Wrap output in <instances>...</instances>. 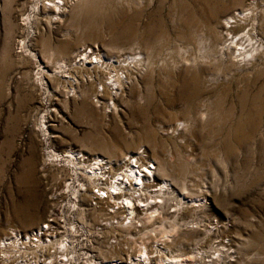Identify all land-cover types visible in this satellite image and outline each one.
Listing matches in <instances>:
<instances>
[{
	"label": "rangeland",
	"instance_id": "1",
	"mask_svg": "<svg viewBox=\"0 0 264 264\" xmlns=\"http://www.w3.org/2000/svg\"><path fill=\"white\" fill-rule=\"evenodd\" d=\"M206 1L83 0L71 18L53 21L47 15L39 22L43 14L35 8L38 15L22 26L34 0H0V241L12 229H39L56 206L54 193L83 181L61 157L45 168L48 152L66 156L71 149L107 158L105 145L115 155L112 162L143 152L140 164H152L155 182L167 180L173 190L157 194L161 210L142 228L114 225L115 239L109 228L97 229L109 217L105 202L98 210L86 211L89 203L69 209L65 205L74 197L68 195L60 213L68 227L77 220L87 234L69 227L73 247L80 244L78 264L90 259L131 264L129 257L138 255L140 243L149 249L155 243L167 247L166 258L174 255L181 264H264V0ZM76 3L69 4L68 13ZM238 3L244 9L254 6L259 50L252 63L236 67L212 47L200 21L214 5L219 14ZM22 40L26 47L21 50ZM87 45L108 61L141 60L121 80L116 95L87 99L89 78L77 75L75 84L65 80L75 70L60 63L70 65ZM91 74L83 73L98 78L97 84L110 76L109 71ZM43 116L50 135L40 131ZM159 163L166 165L165 174ZM29 190L34 206L20 223L13 203ZM149 191L147 197H153ZM113 215L117 220L124 216ZM113 215L108 221L117 222ZM121 257L125 260L118 263ZM143 259L137 257L135 264H146Z\"/></svg>",
	"mask_w": 264,
	"mask_h": 264
},
{
	"label": "bare ground",
	"instance_id": "2",
	"mask_svg": "<svg viewBox=\"0 0 264 264\" xmlns=\"http://www.w3.org/2000/svg\"><path fill=\"white\" fill-rule=\"evenodd\" d=\"M73 1H76L79 3H76L75 6H73V8L71 9L70 13H68L66 9L69 7V4ZM81 1L83 0H34L35 4L33 7L32 14H29L26 16L25 20H23L25 24L22 23V26L30 25L32 22L31 21L32 18L38 15V13L37 14L34 13L35 8L39 10L41 14H43L41 19H38L39 17L37 18L39 22H42V19L44 20V18H47V15H50L49 16L50 18L49 17L48 18L53 21L62 20V18H64V20H66L69 17L71 18L73 15L78 14L77 12L81 10V7H80ZM206 4L208 7L207 1L205 2L204 7ZM252 5L249 4L248 8L244 9V4L242 5L241 3H238L237 5L226 10L225 12L220 13L219 11V14L218 13L215 14V12L217 11H214V10L217 7V5H214V8H212L214 10H210L209 8V12H207L206 14H203V17L201 18L200 26L206 31L205 34L207 33L208 35L206 37H208L209 40L212 41L211 43L212 47H214V49L217 52H220L222 55L228 57V62L230 63L229 65L231 66L233 65V66L239 67L241 65H248L249 62L252 61V58L254 59V57H256L254 56V54H256V51L259 50L257 49V44L254 40V35H253V32H254L253 21L254 20H253L252 10H254L253 8L254 6ZM220 9L221 8H219V10ZM39 22H37V25ZM19 46L21 50L24 49L26 47L25 41L22 40L21 42H19ZM30 55L31 57L35 58L34 54H30ZM111 60L108 61L107 58L104 57V55H99V52L95 47H92V46L90 47L89 45H87L85 47H82V49L78 51V53L76 54L75 58L73 59L70 65L69 64L66 65L65 62H61L60 64H63L64 65L63 68L65 69L69 67L71 68L70 70H75L74 75L66 73V76L64 77L65 80H67V82L69 83L75 84V82L78 79V76L80 78L81 77L86 78V79L89 78V80L87 81H89L88 85H90V90L87 91L86 93H83V92L82 93L83 95L88 96L87 99H89L90 96L91 97L93 96L94 99H96L100 95L101 96L102 95L106 96L108 94L116 95V93L118 92L117 90H119V87L121 86L120 85L121 80L127 79V75H130L129 72L137 69L138 67L136 66H139L141 63V60L139 59V57L138 58H128V59L125 58V60L123 61H117V60L111 61ZM59 69H61L60 66H59ZM106 71H109L110 76L108 78H105L106 79L105 81H99L98 84L94 83L95 80H98V78L92 79L91 73H95L98 75L101 73H105ZM119 71H122V72L119 73ZM111 72H113V74ZM83 73L85 74L89 73L91 75L88 77V76H84ZM45 74H46V71H41L42 77H44ZM82 81L84 80L80 79V82ZM98 88H101L100 92L98 91ZM44 90L47 93V89L45 88ZM88 102L89 101L86 100L85 103H88ZM91 102H92V99H91ZM95 102L97 103L98 101H95ZM82 106L85 107L86 105H82ZM48 114L49 112L47 114L45 113V115L49 117ZM46 118L47 117H44V116L42 117L43 121H42V128H40V131L44 134L50 135V132L48 131L47 126H46V120H45ZM242 136H243V133H242ZM148 137L146 138L149 139ZM101 148H102V151L104 150L106 155H108L107 158H102L98 156H93L90 158L89 156L83 154L82 152H74L71 149L64 153L67 157L63 155L60 156V154H57L54 152L47 153V158H46L47 160L45 159L43 163V166L45 168H46V165H50L51 162L57 161L58 158L61 157L60 159L62 160L64 159L69 165V167H71V170L74 173V175L76 176L81 175L83 177V181L76 180V183H78L76 187L74 186L72 187L71 186L72 184H69L68 186H61V189L57 191L56 194L54 193L53 199H54V202L56 203V206L51 208V211L49 212V216H48L49 218L46 219L45 223L40 225L39 229L34 228L32 231L27 230L24 232H18L13 229L10 230V233H9L10 236H6L2 238V240L0 241V250H1L0 264H8L9 262H12L13 260L15 261V264H78L77 256L79 257L81 254H79L75 250L77 247H80V244H77L76 246L73 247V243L75 241L71 240L72 239L71 232L69 231H70V228H72L75 232H78L77 231V228H78L83 236L87 234H86V231L84 230L85 228L77 220L76 221L74 220L73 223H70L69 224L70 228H69L65 221L64 215L60 213V208H61L60 202L64 200L65 198H67L68 195H71L72 197H74L73 199L74 201L68 200L67 201L68 205H65V206H69V209H73L77 205L81 207L82 206L87 207L89 203V209H87L86 211L98 210L102 207V206L100 207V205H102L103 202H105V204L108 205L105 213L109 217L103 220L104 223L100 222L99 224L100 229L99 227L97 229L98 231H100L102 229L105 230L106 228H109V230H111L110 233H112L111 234L112 239H115L114 233L116 229L114 228L113 223L108 221L111 219L110 213L112 215L123 213L124 215L123 220H120V219L117 220V218H114L115 215L112 216V218H114L113 220H117L116 226H122L123 222L126 219H128L129 225L128 227H125V228L126 229H136L137 224H140L142 228V226H144L146 222L145 219H148V218L153 219L155 214L158 213L159 210H161V206H162L161 200H159L156 196L147 197L148 188L150 187L147 185L151 184L153 186H158L159 190L157 192L166 191L167 193L165 194H169V191L173 190L172 185L169 184L167 180H164L163 183L155 182L154 166L152 164H149L150 166L144 167L140 164V161H141L140 159L143 158V152H135V153L129 154L128 157L127 156L122 157L120 161L113 160L114 162H112L110 160L112 157H115V155L114 154L112 155L111 153L107 152L108 148L105 145L101 146ZM85 162L87 163L84 166V168L80 169L78 165L82 166L81 163H85ZM90 162L92 163L90 164ZM119 169L122 170V172L116 173ZM159 169H160L159 171H161L163 174H165V172L167 171L166 165L164 163H161L159 165ZM171 180H173V178ZM86 184L88 186H86ZM93 188H97L98 189L97 193L99 192L101 193L98 195V194H95L94 192H91ZM68 190H72V191L68 192ZM81 191H84V194H82L81 196H78V193ZM171 193L172 192H170V194ZM20 195L21 196L19 197V199H17L13 203V214L20 223H23V222L25 223V220L28 219L27 218L28 216H30L31 210L33 209L34 205H32V202L30 199V195H31L30 190L27 192L26 196H22L21 193ZM136 195L143 196L144 199L143 200L141 198L137 199ZM161 198L164 200V197H161ZM75 200H77L78 203H76ZM93 201L97 202L95 203V206H92ZM110 203H113V204H110ZM98 205L99 207L98 209H96V206ZM119 209L121 210L117 211ZM78 210L82 211L84 209L79 208ZM173 230L174 228L172 227L170 231H167V233L165 232L167 235H165L164 233V236L168 237V233L172 232ZM25 238L27 240H25ZM111 244L112 242L109 245L110 248H115L116 245L113 246ZM140 244L141 245L138 248V255H136V257L134 256V258L129 257L131 264H135L136 258L141 257V256L144 257L143 262H145L146 264H152L156 261L158 264H181V260L178 257H177L178 259L174 257V255L170 254L171 257L166 258L165 254L168 253L169 251L167 250V247L166 248L164 246L160 247L157 243H155V245L151 246L149 249L147 248V246H144V244L143 245L142 243ZM126 250L127 248H125V251ZM219 250L223 251L224 246H221ZM152 253L154 254L152 255ZM68 254L72 258H69ZM152 257H154L153 260L151 259ZM191 258H193V260L194 258L196 259L195 256L194 257L191 256ZM119 260L120 261L118 263H121L123 260L122 257L119 258ZM87 262H89V264H100V262L99 263L96 262L95 259H90ZM107 263L108 262L106 261L105 264Z\"/></svg>",
	"mask_w": 264,
	"mask_h": 264
},
{
	"label": "built area",
	"instance_id": "3",
	"mask_svg": "<svg viewBox=\"0 0 264 264\" xmlns=\"http://www.w3.org/2000/svg\"><path fill=\"white\" fill-rule=\"evenodd\" d=\"M131 156V155H130ZM128 157V156H127ZM86 163L87 162H85V163H81V165H83V164H85L86 165ZM92 162H90V164H91ZM147 166H150V165H147ZM121 172H122V170H120ZM119 171V172H120ZM120 172V173H121ZM147 186H150L149 188H151V191H149L150 193H152V195L153 196H157V194L158 195H160V193H162V192H166V191H162V192H157L158 190H159V187L158 186H153V185H147ZM94 190H96V191H94ZM82 192V191H81ZM91 192H94L95 194H100L101 192H99V193H97L98 192V189L97 188H93L92 189V191ZM136 198L137 199H139V198H141L142 200L144 199V197L143 196H138V195H136ZM93 202H95V203H97L96 201H93ZM92 202V203H93ZM93 206H95V204L93 205ZM124 218V217H123ZM123 220V219H122ZM113 223V225H116V223L117 222H112ZM123 225H125V226H128L129 225V222H128V219H126L124 222H123ZM13 262H14V264H15V261L13 260Z\"/></svg>",
	"mask_w": 264,
	"mask_h": 264
}]
</instances>
